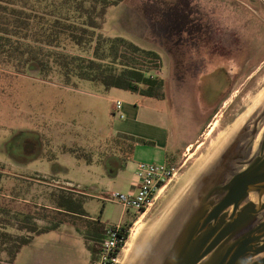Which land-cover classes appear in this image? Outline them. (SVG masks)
Listing matches in <instances>:
<instances>
[{"label": "rangeland", "instance_id": "374dc122", "mask_svg": "<svg viewBox=\"0 0 264 264\" xmlns=\"http://www.w3.org/2000/svg\"><path fill=\"white\" fill-rule=\"evenodd\" d=\"M99 31L158 53L163 98L106 90L100 82L86 79L64 82L57 68L42 78L36 70L17 73L14 66L0 64V206L15 197L14 210L28 205L42 213L51 204L48 193L58 187L83 191L82 206L96 225L126 221L132 228L140 221L143 235L127 262L138 264L194 181L216 158L208 150L211 139L241 114L245 121L240 129H246L250 113L251 119L258 115L264 100V0H123L105 9ZM58 50L89 55V50L66 40ZM195 53L223 61L229 97L224 111L204 128L200 145L195 143L176 159L226 92L217 66L189 76ZM180 73L184 74L176 80ZM117 100L121 118L112 111ZM128 137L133 141L124 139ZM164 152L166 158L160 156ZM111 156L120 165L142 161L178 166L181 181L175 182V176L138 217L118 202L103 199L109 192L123 191L127 178L126 172L119 180L110 176L116 164ZM49 214L37 223H46ZM89 231L86 219L68 217L54 229L26 233L29 241L13 261L1 264H90L84 240Z\"/></svg>", "mask_w": 264, "mask_h": 264}, {"label": "trees", "instance_id": "16d2710c", "mask_svg": "<svg viewBox=\"0 0 264 264\" xmlns=\"http://www.w3.org/2000/svg\"><path fill=\"white\" fill-rule=\"evenodd\" d=\"M121 1L0 0V64L14 66L17 73L36 70L42 78L57 68L64 82L86 79L100 82L106 90L117 88L143 97L163 98L158 53L99 31L105 9ZM62 40L79 50H89V55L58 50ZM124 139L133 141L132 137ZM85 155L89 162V155ZM48 195L51 204L45 205L46 212L42 213L28 205L24 210H14L15 197L9 198V205L0 206V264L13 261L20 247L29 241L26 233L54 229L68 217L84 218L92 227L84 240L91 260L95 257L105 225H96L84 210L85 195L62 187ZM47 212L50 220L38 224L37 219L46 218ZM121 223L124 230L130 226L126 221Z\"/></svg>", "mask_w": 264, "mask_h": 264}, {"label": "water", "instance_id": "95a60500", "mask_svg": "<svg viewBox=\"0 0 264 264\" xmlns=\"http://www.w3.org/2000/svg\"><path fill=\"white\" fill-rule=\"evenodd\" d=\"M138 264H264V130L234 134Z\"/></svg>", "mask_w": 264, "mask_h": 264}, {"label": "built area", "instance_id": "2783aa9c", "mask_svg": "<svg viewBox=\"0 0 264 264\" xmlns=\"http://www.w3.org/2000/svg\"><path fill=\"white\" fill-rule=\"evenodd\" d=\"M119 110L120 104L117 100L112 105V111L121 118ZM177 169L178 166L171 164L140 161L136 164L130 188L126 192H109L103 199L118 202L124 209H131L134 215L138 214L140 217L175 177ZM130 232L131 227L124 230L121 222L106 223L91 264H118Z\"/></svg>", "mask_w": 264, "mask_h": 264}, {"label": "bare ground", "instance_id": "6f19581e", "mask_svg": "<svg viewBox=\"0 0 264 264\" xmlns=\"http://www.w3.org/2000/svg\"><path fill=\"white\" fill-rule=\"evenodd\" d=\"M244 114H241L240 116H238L235 120H233L228 126L222 128L215 136L213 139H211L210 143H209V147L208 150L211 151L212 154L217 155L216 158L219 156V154L222 152V150L224 149V147L228 144L229 140L234 136V134H236V132L241 128V126L243 125V118ZM245 117V116H244ZM259 134V132H258ZM258 135L256 136L255 140H254V145L257 141ZM253 142V141H252ZM215 158V159H216ZM214 159V160H215ZM213 160V161H214ZM212 161V162H213ZM211 162V163H212ZM196 173V172H194ZM194 173H192L189 177L193 178ZM202 174V173H201ZM176 176V175H175ZM175 178V177H174ZM189 178V179H190ZM191 178V179H192ZM188 179V180H189ZM197 180V179H196ZM180 182V176H176L175 182ZM187 181V180H186ZM185 181V182H186ZM194 181V180H193ZM192 181V182H193ZM178 182V183H179ZM189 182V181H188ZM196 182V181H194ZM187 184V183H186ZM164 191V190H163ZM162 191V192H163ZM161 192V193H162ZM160 193V194H161ZM159 194V195H160ZM142 231H143V227L142 224L140 223V221L138 222V219L135 220V222L133 223V227L131 228V232L130 235L125 243V245L123 246L122 249V256L119 258V263L118 264H127L129 258L132 255V252L135 248V245L137 244V242H139V240L142 238ZM148 249V248H147ZM146 249V251H147ZM143 252V251H142ZM142 254V253H141ZM142 256L140 257L141 260ZM139 260V261H140Z\"/></svg>", "mask_w": 264, "mask_h": 264}, {"label": "flooded vegetation", "instance_id": "af4514ba", "mask_svg": "<svg viewBox=\"0 0 264 264\" xmlns=\"http://www.w3.org/2000/svg\"><path fill=\"white\" fill-rule=\"evenodd\" d=\"M195 54H196L197 61L194 64V67L191 68V71L189 73L188 72H184V73H188L189 76L194 77V76H197L200 74H206L207 72L212 70V68L217 66L219 69L222 70V78L224 79L225 86H226V92H225L224 96L221 98L219 105H217V107L213 110V112L210 114V116L205 121L203 127L200 130V134H203L204 128L210 125L211 120L218 114V112L221 111L222 109H223L222 111H224V109H225V105H226L227 99L229 97L228 78L226 75V67H225V64L223 63V61H215V60H212V58H208V57L206 58L203 55L198 56L199 54H197V53H195ZM183 65L187 66V63H184ZM184 73H180L179 76L177 75L174 78L176 80H179ZM259 108L260 109H259L258 115H256L254 118H252L254 120H252L250 118L251 117V113H250V116L247 119V121L250 120L252 122L248 121V124H246L247 125L246 130H253L254 134L257 132L260 133V132H262V130H264V100H262V103H261ZM252 141L250 140V143H248L249 148H253L254 139Z\"/></svg>", "mask_w": 264, "mask_h": 264}, {"label": "crops", "instance_id": "0c3cea01", "mask_svg": "<svg viewBox=\"0 0 264 264\" xmlns=\"http://www.w3.org/2000/svg\"><path fill=\"white\" fill-rule=\"evenodd\" d=\"M110 89H116V88H110ZM201 135L202 134H200V131H199L198 134L195 136V138L192 141H188L187 143H185L176 159H179L181 155H184L187 152H189L190 148H192L195 143H196L195 147H198L201 142L197 143V141ZM189 154L190 153H188V155ZM188 155H187V157H188ZM160 156H162V158H166V153L164 152V154H160ZM111 158L114 159L116 162V164L114 163V170L109 173L110 176L113 175L112 178L119 180V178L121 177V173L122 174H123V172L127 173V178L125 177L123 180V183L121 184V189L123 190L121 192H126L130 188L131 182L134 178V171H135L136 165H135V163H134V166H127L125 164L120 165V163L118 161H116L115 156H111ZM176 159H172V160H176ZM89 162H91V161H89ZM104 162H103V166H104ZM105 167H106V164H105ZM105 167H104V170L106 171L107 167L106 168ZM8 174H10V173H8ZM23 178L30 180L29 177L24 176ZM78 192L85 195V193L83 191H78ZM22 200H24V199H22ZM31 203L34 205L37 204L36 202H31ZM91 261L92 260L90 258V264H91Z\"/></svg>", "mask_w": 264, "mask_h": 264}]
</instances>
